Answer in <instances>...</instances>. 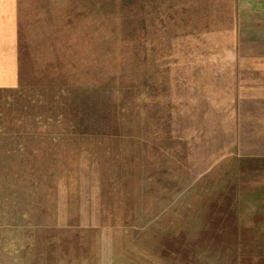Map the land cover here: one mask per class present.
<instances>
[{"label":"rangeland","instance_id":"1","mask_svg":"<svg viewBox=\"0 0 264 264\" xmlns=\"http://www.w3.org/2000/svg\"><path fill=\"white\" fill-rule=\"evenodd\" d=\"M252 1H20L0 264H264L209 80L264 52Z\"/></svg>","mask_w":264,"mask_h":264},{"label":"crops","instance_id":"2","mask_svg":"<svg viewBox=\"0 0 264 264\" xmlns=\"http://www.w3.org/2000/svg\"><path fill=\"white\" fill-rule=\"evenodd\" d=\"M20 1L0 0V91L20 85ZM247 12L238 17L248 19ZM261 12L264 38V5ZM236 58L229 68L216 69L209 80L217 82V93L228 96L216 107L222 111L218 122L229 127L236 142L230 148V162L238 165L235 181L242 220L254 222L253 236L264 237V52H238Z\"/></svg>","mask_w":264,"mask_h":264}]
</instances>
